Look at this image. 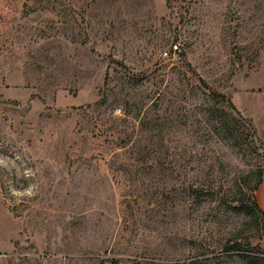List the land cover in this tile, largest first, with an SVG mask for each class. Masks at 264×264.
I'll use <instances>...</instances> for the list:
<instances>
[{
  "label": "rangeland",
  "instance_id": "374dc122",
  "mask_svg": "<svg viewBox=\"0 0 264 264\" xmlns=\"http://www.w3.org/2000/svg\"><path fill=\"white\" fill-rule=\"evenodd\" d=\"M263 179L264 0H0V264H264Z\"/></svg>",
  "mask_w": 264,
  "mask_h": 264
},
{
  "label": "trees",
  "instance_id": "16d2710c",
  "mask_svg": "<svg viewBox=\"0 0 264 264\" xmlns=\"http://www.w3.org/2000/svg\"><path fill=\"white\" fill-rule=\"evenodd\" d=\"M227 100V103L231 106V107H234V105L232 104V102L230 101V100H228V99H226ZM259 183H261V185H262V183H263V181H260ZM258 188V186H256V188L255 189H257ZM255 204V207H256V210H258V212H260V211H262V210H260V208H259V206H258V204L257 203H254ZM243 204H241V206H242ZM261 213H264V212H261ZM258 251V250H257Z\"/></svg>",
  "mask_w": 264,
  "mask_h": 264
},
{
  "label": "crops",
  "instance_id": "0c3cea01",
  "mask_svg": "<svg viewBox=\"0 0 264 264\" xmlns=\"http://www.w3.org/2000/svg\"><path fill=\"white\" fill-rule=\"evenodd\" d=\"M263 185H262V188H264V179H263V183H262Z\"/></svg>",
  "mask_w": 264,
  "mask_h": 264
},
{
  "label": "built area",
  "instance_id": "2783aa9c",
  "mask_svg": "<svg viewBox=\"0 0 264 264\" xmlns=\"http://www.w3.org/2000/svg\"><path fill=\"white\" fill-rule=\"evenodd\" d=\"M175 49H178V46H175ZM166 55H168V54L166 53Z\"/></svg>",
  "mask_w": 264,
  "mask_h": 264
}]
</instances>
